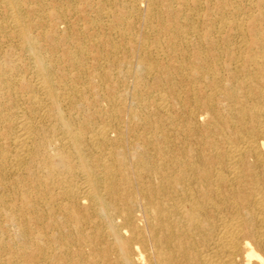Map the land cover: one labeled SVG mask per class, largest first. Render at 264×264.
Instances as JSON below:
<instances>
[{
	"label": "bare ground",
	"instance_id": "1",
	"mask_svg": "<svg viewBox=\"0 0 264 264\" xmlns=\"http://www.w3.org/2000/svg\"><path fill=\"white\" fill-rule=\"evenodd\" d=\"M0 264H264V0H0Z\"/></svg>",
	"mask_w": 264,
	"mask_h": 264
}]
</instances>
